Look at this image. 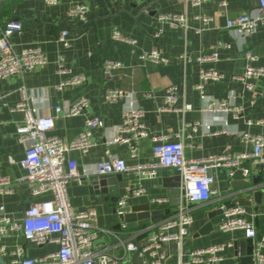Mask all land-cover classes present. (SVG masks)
<instances>
[{
	"label": "crops",
	"instance_id": "crops-1",
	"mask_svg": "<svg viewBox=\"0 0 264 264\" xmlns=\"http://www.w3.org/2000/svg\"><path fill=\"white\" fill-rule=\"evenodd\" d=\"M223 1L225 5H221ZM76 3L87 5L85 23L68 15L69 8ZM257 5V0H208L199 6L187 0H59L54 5L43 0H0V26L10 18L22 23L21 31L12 37L15 50L37 47L47 57L43 66L23 77L12 75L0 78V173L10 177L14 189L12 193L0 194V207H4V213L12 221L20 223L30 204L53 198L51 192L31 195L32 186L25 180L26 170L20 165L25 148L17 139L16 126L23 121L24 113L11 109V106L20 100L19 89L23 83L36 92L40 114L55 116L50 134L66 141L72 140L82 131L88 116L99 115L103 119L102 126L93 131L96 145L87 153L80 150L69 153L81 175H84L85 167L105 159L108 153L123 158L128 165L154 161L151 135L140 140L135 157L130 156L125 144L113 142L116 126L122 122L124 112L132 108L143 110L141 120L150 134L181 139L186 159L204 158L221 152L249 155L253 145L245 142L242 134L264 135V76L251 80L252 89L230 76L242 74L248 64L264 66V26L259 25L253 33H245L228 27L227 20L243 13H254ZM167 13L186 16V24L176 25L160 19L162 14ZM203 17L210 20L206 22ZM115 28L136 41V53L159 48L170 58V62L161 65L137 61L128 41L112 37ZM61 30H68L70 45L67 47L60 42ZM214 51L217 58L213 61L199 62L196 59L201 53ZM245 51H249L255 59L249 60ZM185 52L190 57L188 61L177 57ZM106 59L119 60L124 65L110 79L103 75ZM59 60H63L67 67L84 72L87 82L81 86L54 90L53 85L66 77L55 73L54 66ZM203 68L217 69L225 77L219 81L204 82L205 93L200 94L194 86L202 82L200 71ZM172 86H177L175 95L178 105L187 102L192 105L191 109L180 112L163 108ZM108 88H122L129 94L110 102L105 97ZM81 96L89 99L83 113L64 117L62 113L55 112L56 105L73 102ZM228 96H233L229 101L232 106L241 107V112L205 109L208 100ZM192 122H198L196 128L187 125ZM212 130H219V133L214 134ZM240 166L250 170L248 176L243 175L240 167L235 168L233 175H229L226 167L211 171L214 179L212 187L216 193L205 202L193 204L194 222L180 248L170 240L156 249L157 254L164 255V264H190L192 249L217 243H230L231 246L224 252L222 260L213 264H246L243 262L248 251L245 231L241 228L231 231L219 229L224 219L222 206L249 194L244 191L245 186L234 188V183L247 180L253 185L260 173L256 161L250 156L243 159ZM129 175L131 188L136 185L145 188L144 193L133 195L134 204L168 209L163 219L176 214L180 200L174 187L179 175L177 171L163 167L150 177L136 172H129ZM94 176H82L81 180L71 179L67 183L68 199L73 210L96 209L99 225L112 231L111 236L101 233L99 237V243L110 252H121L117 248L119 242H113L112 238L122 234L127 236L125 241L146 245L153 232L151 227L156 223L133 230L125 227L113 229L119 221L113 210L115 203L92 185ZM153 198H167V201L153 205ZM244 207V216L252 220L256 227L253 241L264 257V246L258 244L264 240V207L253 202ZM208 224L211 226L206 229ZM1 243L9 250L21 247L23 255L31 257L43 256L57 248L55 242L38 245L27 240L20 227L4 237ZM149 257V254L133 252L122 260V264H151ZM255 264H264V260Z\"/></svg>",
	"mask_w": 264,
	"mask_h": 264
},
{
	"label": "built area",
	"instance_id": "built-area-1",
	"mask_svg": "<svg viewBox=\"0 0 264 264\" xmlns=\"http://www.w3.org/2000/svg\"><path fill=\"white\" fill-rule=\"evenodd\" d=\"M47 4H57L59 0H43ZM195 6H199L208 0H187ZM258 5L254 13L248 12L231 17L227 20L228 27H235L245 33H253L259 25L264 26V0H257ZM226 2H221L225 5ZM87 5L76 3L68 10L70 17L76 18L82 23L87 21ZM160 19L176 25H185L187 17L176 13L162 14ZM208 22L209 17H203ZM22 23L20 20L10 18L0 26V78L12 75L23 77L26 73L43 66L47 57L37 47L24 48L16 51L12 43V37L20 32ZM112 37L128 41L136 59L139 62L166 65L170 58L165 56L161 49L154 48L149 51L136 53V41L125 37L118 29H114ZM60 42L63 46H69L68 30L60 31ZM249 60H254L249 51H245ZM179 59L188 61L187 52L177 56ZM217 53H201L197 56L199 62L213 61ZM123 63L115 59H106L103 63V75L106 79L113 78L123 68ZM54 70L56 74H64L66 77L53 85L54 90H62L65 87L81 86L87 82V76L82 71L67 67L63 60H59ZM202 82L194 87L200 94L205 93L204 82L219 81L225 77L223 72L214 68H203L200 71ZM264 76V66L248 64L240 75H231V79L244 82L248 89L253 88L252 79ZM177 86L168 90L165 98V110L184 112L191 109L190 103L178 105V97L175 95ZM21 98L11 106V109L20 110L24 113V119L16 126V135L19 142L24 146V156L20 165L26 170L25 180L31 184V195H39L45 192L53 194L52 199L35 202L29 205L23 214L22 221L15 222L4 213L1 206L0 214V252L10 256V264H122L131 253L139 252L142 255L149 254L148 262L151 264H164V255L157 254L156 249L164 242L173 240L180 248L183 240L189 235L194 222L193 204L202 203L211 198L216 190L212 187L213 169L226 167L229 175H233L235 168H241L243 175L248 176L250 170L240 166L246 157L253 158L256 163H264V135L244 132L242 139L253 145V151L247 154H231L221 152L217 155L198 159H186L184 156V144L181 139H170L168 136L150 134L142 122L143 110L132 108L126 110L123 119L116 126L113 139L115 143H122L128 147L131 157L137 156L140 140L150 136L154 141V161L128 165L126 161L108 153L105 159L97 161L84 168V175L77 169V163L69 157L72 150H80L87 153L96 145L93 131L100 128L103 119L99 115L88 116L84 121L82 131L72 140H64L59 136L50 134L54 127L55 116L53 114H40L36 104V92L28 89L23 83L19 89ZM129 94L122 88H108L105 97L110 102H116ZM233 96L221 99H211L205 106L208 111L241 112V107L232 106L229 101ZM89 105V99L81 96L73 102L56 105V113H62L64 117H72L83 113ZM259 122H263L260 120ZM198 122L187 125L196 128ZM218 134L219 130H212ZM163 167L173 168L180 175V200L176 214L164 218L154 224L153 232L149 236L148 243L139 246L134 241H119L120 253L110 252L107 247L99 243L101 233L112 235V231L98 223L97 211L94 207L75 211L71 207L67 194V183L71 179L81 180L82 176L107 175L116 172H136L143 176H153L158 169ZM14 191L9 176L0 173V194H9ZM133 195L142 194L145 188L136 185L132 188ZM124 199L119 200L122 204ZM167 201V198H153L151 203L159 205ZM224 219L219 224V229L231 231L241 228L248 238L256 237V227L252 220L244 214L246 208L242 205L233 207L222 206ZM21 228L25 238L38 245L55 242L57 248L40 257L23 255V249L18 247L13 250L6 248L1 242L12 231ZM264 246V240L258 242ZM231 246L230 243H217L203 248H195L190 252V264H213L222 260L224 252ZM264 260V257L256 250L255 261L252 264Z\"/></svg>",
	"mask_w": 264,
	"mask_h": 264
},
{
	"label": "water",
	"instance_id": "water-1",
	"mask_svg": "<svg viewBox=\"0 0 264 264\" xmlns=\"http://www.w3.org/2000/svg\"><path fill=\"white\" fill-rule=\"evenodd\" d=\"M257 167L260 169V173L254 180L253 185L250 181H243L242 183H234V188L238 186H245V192H249L248 195L242 196L231 204H225V207H233L235 205L250 206L252 202L258 206L264 207V163H258ZM180 175L177 176V183L175 184L176 192L180 194ZM241 184V185H238ZM92 185L99 188L107 199H111L114 203V212L117 213L119 221L113 226V229L120 230L122 227L130 230L145 227L152 222L157 223L163 219L168 209L153 208L149 204H134L133 192L130 187V175L129 172L111 173L107 175L94 176ZM120 197H124L122 204H118ZM29 207V206H28ZM223 211V210H222ZM211 224H208L206 229ZM126 235L122 234L117 237H113V242L125 240ZM248 246L247 256L243 259L246 264H252L255 261V251L258 246L255 245L252 238L246 240ZM10 256L6 253L0 252V264H10Z\"/></svg>",
	"mask_w": 264,
	"mask_h": 264
}]
</instances>
